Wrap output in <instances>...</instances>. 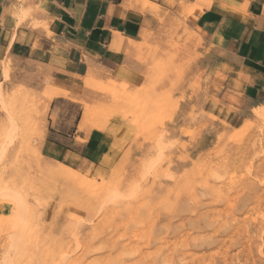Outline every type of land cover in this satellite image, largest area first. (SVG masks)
I'll use <instances>...</instances> for the list:
<instances>
[{"label":"rangeland","instance_id":"374dc122","mask_svg":"<svg viewBox=\"0 0 264 264\" xmlns=\"http://www.w3.org/2000/svg\"><path fill=\"white\" fill-rule=\"evenodd\" d=\"M192 1L152 10L140 50L128 54L135 82L44 66L4 75L0 264H263L240 250L258 242L245 226L263 222L264 104L237 127L210 113L225 76L190 33ZM49 121L66 134H115L111 161L74 169L86 186L54 176L66 163L42 152Z\"/></svg>","mask_w":264,"mask_h":264},{"label":"crops","instance_id":"0c3cea01","mask_svg":"<svg viewBox=\"0 0 264 264\" xmlns=\"http://www.w3.org/2000/svg\"><path fill=\"white\" fill-rule=\"evenodd\" d=\"M145 1L166 9L176 2ZM192 2L195 9L185 17L190 33L225 76L210 113L237 127L250 109L264 104V0ZM153 23L137 0H0V84L5 74L11 78L29 66L85 77L96 68L119 82H135L138 72L127 67L128 54L140 50ZM49 124L41 149L50 159L79 171L112 160V131L66 134ZM5 209L0 204V215Z\"/></svg>","mask_w":264,"mask_h":264},{"label":"bare ground","instance_id":"6f19581e","mask_svg":"<svg viewBox=\"0 0 264 264\" xmlns=\"http://www.w3.org/2000/svg\"><path fill=\"white\" fill-rule=\"evenodd\" d=\"M140 2H143V3H145L146 5L144 6V8H145V10H148L149 12H151V13H154V12H156V11H158L159 9H158V7H157V5H154V6H148L147 5V2L146 1H144V0H139ZM184 5V3H180V7L182 8V6ZM152 10H156V11H153L152 12ZM94 68V67H93ZM96 69V68H95ZM94 69V70H95ZM50 70V69H49ZM92 70V69H91ZM94 72V71H93ZM106 72V71H105ZM97 73V72H96ZM92 75V74H91ZM97 76V75H96ZM100 80V79H99ZM261 112V115H262V118H264V110H262V111H260ZM89 122V121H88ZM88 125V123H86L85 124V126L84 127H86ZM90 127V126H89ZM45 128V127H44ZM6 147V146H5ZM5 154H6V149L4 148V147H1L0 148V165L2 164V162H3V159H4V157H5ZM252 167V166H251ZM263 171V170H262ZM261 171V172H262ZM54 173V176H55V174H57L58 176H60L64 181H66L67 183H69V184H71V185H77V186H79V187H84V186H86V181L84 180V177L83 178H80V176H79V174H78V172L77 171H75V170H73V169H71V168H68V167H66V166H62L61 168H60V170L59 171H54L53 172ZM47 174V173H46ZM50 174H51V172H50ZM248 175H249V173H248ZM261 175V174H260ZM52 176V175H51ZM246 178V177H245ZM257 178V177H256ZM261 179V178H260ZM258 181V180H257ZM263 181V180H262ZM13 182V181H12ZM245 182V181H244ZM248 183V182H247ZM251 183V182H250ZM250 183H248V185L250 184ZM258 183V182H257ZM260 183V182H259ZM241 184V183H240ZM244 184V183H243ZM261 184V183H260ZM264 184V183H263ZM251 185V184H250ZM249 185V186H250ZM253 185V184H252ZM256 185H258V184H256ZM255 186V185H254ZM246 187H248L247 186V184H246ZM252 186H250V188H251ZM257 187V186H256ZM242 188V187H241ZM245 188V187H244ZM261 188H264V187H261ZM238 189V188H237ZM240 189V188H239ZM243 189V188H242ZM253 189V191H254V188H252ZM256 189V188H255ZM259 189L260 188H258L257 187V193H258V191H259ZM247 190V189H246ZM262 190H264V189H262ZM256 191V190H255ZM251 192H252V190H251ZM260 192H262V191H260ZM244 193H246V191L244 192ZM243 193V194H244ZM250 195H251V193H250ZM255 195H256V192H255ZM255 195H253L252 197H254ZM262 194H260L259 193V195L256 197L258 200L256 201V203H255V205H256V208H261L262 206H263V203H264V197H262L261 196ZM264 195V194H263ZM242 196V195H241ZM244 196H246V194L244 195ZM246 198L247 197H245V200H246ZM255 198V199H256ZM235 199V201L238 199L237 197L236 198H234ZM254 199V198H253ZM253 199H251V200H253ZM14 200V199H13ZM242 200L245 202V200H244V198H242ZM250 200V199H249ZM255 201V200H254ZM253 201V202H254ZM239 202V201H238ZM237 202V203H238ZM246 202H247V200H246ZM249 202V201H248ZM247 206H248V204H246ZM254 205V204H253ZM15 206V205H14ZM247 206H245V207H247ZM23 208V207H22ZM21 208V209H22ZM248 208V207H247ZM252 209H254L253 207H252ZM264 209V208H263ZM255 210V209H254ZM254 210H252V211H254ZM258 211V210H257ZM262 211V210H261ZM247 212V211H246ZM248 212H249V214H250V212H251V210L249 211V209H248ZM256 212V211H255ZM263 212V211H262ZM259 213V212H258ZM264 213V212H263ZM259 214H262V213H259ZM252 215V214H251ZM247 216V215H246ZM256 216V215H255ZM260 216V215H259ZM251 217V216H250ZM257 217H258V215H257ZM245 218H248V217H245ZM255 218V217H254ZM257 220H259V219H257ZM260 220H263V222L262 221H259L258 222V224L256 223H254L253 225H251L250 223H252V222H250L249 223V225H251L250 227H248L249 225H248V222H247V225L248 226H245V228L242 230V232L241 233H246V234H250V232H252V233H254V234H257L256 236L255 235H253L254 236V239L257 237V239H258V242H256V243H254V241L252 242V241H250L251 243L248 245V246H246V247H244L242 250H240V251H242L243 252V250H244V253L246 252V254H247V257H249V258H251V260L250 261H252V259H253V257H254V252H257L259 255H264V214H262V216H261V218H260ZM250 221V220H249ZM245 224H246V222H245ZM236 227H239V226H236ZM240 228V227H239ZM236 230L233 232V237L235 236V238L237 239V240H239L236 236H238V237H240L239 236V234H241L239 231H238V229L237 228H235ZM241 231V230H240ZM252 233H251V235H252ZM245 235V234H244ZM251 235H250V237H251ZM242 237H243V235H242ZM249 237V236H248ZM234 239V238H233ZM241 239V238H240ZM246 239V241H247V239H249V238H245ZM253 239V238H252ZM235 240V239H234ZM250 240V239H249ZM256 240V239H255ZM257 241V240H256ZM235 242V241H234ZM238 242V241H237ZM254 243V244H253ZM257 253L255 254V255H257ZM245 254V255H246ZM90 255V254H89ZM259 255H257L258 256V259H259ZM260 256V257H261ZM248 259V258H247ZM255 259V258H254ZM253 259V260H254ZM261 259V258H260ZM259 259V260H260ZM114 261V260H113ZM259 262H257V264H258ZM263 264H264V262H262ZM106 264H107V262H106ZM252 264H254V262H252ZM260 264V263H259Z\"/></svg>","mask_w":264,"mask_h":264}]
</instances>
